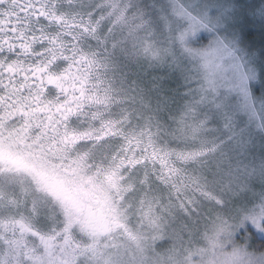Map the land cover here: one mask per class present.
I'll return each mask as SVG.
<instances>
[{
  "label": "snow or ice",
  "instance_id": "6c2138e0",
  "mask_svg": "<svg viewBox=\"0 0 264 264\" xmlns=\"http://www.w3.org/2000/svg\"><path fill=\"white\" fill-rule=\"evenodd\" d=\"M255 22L264 0H0V264H264Z\"/></svg>",
  "mask_w": 264,
  "mask_h": 264
},
{
  "label": "rangeland",
  "instance_id": "374dc122",
  "mask_svg": "<svg viewBox=\"0 0 264 264\" xmlns=\"http://www.w3.org/2000/svg\"><path fill=\"white\" fill-rule=\"evenodd\" d=\"M237 2L242 3V4H251L254 2V0H237ZM255 2H259V0H255ZM255 23H256L255 27H250L246 29V31L249 33L246 43L248 44L250 49L257 54V57H258L257 66H258L259 58L261 57L262 53H264V27H261L259 22H255ZM205 42L206 41H201V43H205ZM145 71L148 73V75H151L152 77H156V70H153L151 68H146ZM182 103L183 101H181L180 98H177L176 93H174L173 94V104L170 105V109H172L173 111H176L178 106ZM165 110L166 109L162 106L161 113L164 112ZM172 116L173 114L167 119L169 120L168 121L169 123H171ZM172 127L174 128L175 125H172ZM212 127H215V125H212ZM173 147H175V145H173ZM261 158H264V141H262L259 136H256L255 144L249 145L247 147V150L245 152V157L243 159L245 163H248L254 160L258 164ZM253 191L257 194L261 191L260 181L257 180L254 182ZM247 235L250 236V239L248 241L250 245L249 251H256L257 254H259V252H264V251H257L254 248H252L254 241L263 240L264 238H261L260 236H252L251 234H247ZM243 240H244V237L241 236L240 239L236 241V243L240 244L241 241Z\"/></svg>",
  "mask_w": 264,
  "mask_h": 264
},
{
  "label": "trees",
  "instance_id": "16d2710c",
  "mask_svg": "<svg viewBox=\"0 0 264 264\" xmlns=\"http://www.w3.org/2000/svg\"><path fill=\"white\" fill-rule=\"evenodd\" d=\"M261 62H264V55H261V57L259 58L258 67L260 66ZM144 75L147 80L153 79V77L151 75H148L146 71H144ZM156 78H159L161 80L167 79V83L164 85L165 90H171L172 92L170 96L165 98L168 100V108L164 112L161 113L162 114L161 122H163L164 120H167L172 114L176 112L170 109V105L173 104V94L175 93V90H174L175 86H174V81L172 79H168V73L163 71L162 69L156 70ZM177 98H179V95H177ZM252 248H254L257 251H264V239L259 240V241L258 240L254 241Z\"/></svg>",
  "mask_w": 264,
  "mask_h": 264
}]
</instances>
